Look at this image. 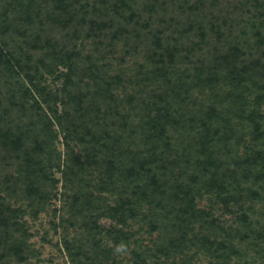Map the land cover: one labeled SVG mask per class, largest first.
<instances>
[{"label":"trees","instance_id":"1","mask_svg":"<svg viewBox=\"0 0 264 264\" xmlns=\"http://www.w3.org/2000/svg\"><path fill=\"white\" fill-rule=\"evenodd\" d=\"M56 200L69 264H264V0H0V264Z\"/></svg>","mask_w":264,"mask_h":264},{"label":"rangeland","instance_id":"2","mask_svg":"<svg viewBox=\"0 0 264 264\" xmlns=\"http://www.w3.org/2000/svg\"><path fill=\"white\" fill-rule=\"evenodd\" d=\"M57 148L63 153L64 149L62 144H58ZM56 177L60 178V173H56ZM57 194L59 195L61 191V181L58 183ZM59 201L53 202L49 211L41 212L36 221L30 219L29 223L32 225L31 231L36 232L34 236L30 239V243L34 248L39 251V255L36 258H31L30 264H69L67 258L65 257L63 251L61 252V244L59 233L55 234L52 230V221H57V217H53V210H58ZM112 222L107 219H102L101 224L106 227ZM46 233V234H45ZM60 246V250H59Z\"/></svg>","mask_w":264,"mask_h":264},{"label":"clouds","instance_id":"3","mask_svg":"<svg viewBox=\"0 0 264 264\" xmlns=\"http://www.w3.org/2000/svg\"><path fill=\"white\" fill-rule=\"evenodd\" d=\"M125 247V245L123 244V242H121V244L117 245V250H121Z\"/></svg>","mask_w":264,"mask_h":264}]
</instances>
